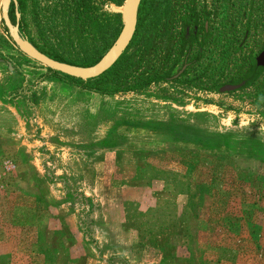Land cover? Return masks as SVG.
Listing matches in <instances>:
<instances>
[{"label": "rangeland", "instance_id": "1", "mask_svg": "<svg viewBox=\"0 0 264 264\" xmlns=\"http://www.w3.org/2000/svg\"><path fill=\"white\" fill-rule=\"evenodd\" d=\"M186 1L155 0L148 24ZM57 2L24 0L25 36L39 47L52 45ZM196 2L218 11L208 58L181 84L103 94L24 54L0 0V264H264V77L215 93L199 76L215 60L225 83L245 54L259 55L264 0ZM250 2V35L236 51L229 16L241 36ZM152 29L130 52L160 42Z\"/></svg>", "mask_w": 264, "mask_h": 264}, {"label": "trees", "instance_id": "2", "mask_svg": "<svg viewBox=\"0 0 264 264\" xmlns=\"http://www.w3.org/2000/svg\"><path fill=\"white\" fill-rule=\"evenodd\" d=\"M124 1L125 0H102V2L97 0H58L53 8V20L51 21L50 27L47 28L49 31L47 38L51 39L52 45L49 48H42L34 42L33 43L42 52L56 60L81 66L94 65L113 46L123 27L121 14L107 10L103 11L102 5L107 3L123 5ZM196 1L197 0H187L181 5L175 3L172 4L171 7H165L164 13H168L165 20L161 25L158 24L159 20L153 22L152 29L151 22L148 24L147 21L150 19V15L154 11V8L160 7V3H156L155 0H142L139 9L137 30L133 40L123 55L109 70L98 77L88 80L71 77L65 74H63V77L89 90L103 94H113L120 91L140 90L149 87L153 83L167 81V76H171L173 69L184 59V56L191 57L188 61L190 65L192 64L191 67L194 68L196 63L204 56V51L200 47L186 50L188 49L186 47L187 44H190L188 36L192 35L195 37V27H198V33L199 31H205V21L209 20L211 15L216 12L209 11L206 6L199 9ZM18 2L19 11L21 13L20 31L25 35L26 33L22 21L24 0H18ZM253 6V2L245 4L242 10L243 12L240 13L242 17H247L241 36L237 28V17L233 14L229 16L228 26L233 32L232 40L235 41L236 51L243 50L246 46L252 26ZM49 9L51 8L49 7ZM10 17L12 21L16 23L17 16L14 2L11 4ZM177 24H179V27ZM144 27L156 30L152 35L156 37L159 36L160 42L156 43L147 39L143 42L141 47L130 52L132 44L139 36L140 29ZM187 28H191L188 34ZM175 31L181 43L178 50H175V44L171 42L166 43L162 40L165 33L167 34L170 32L171 35ZM221 33L222 32L219 31V39H221ZM209 34L211 35V33ZM194 39L198 40L197 37ZM262 50H264V38ZM174 52L176 53V57L171 58ZM244 57L246 63L241 66L239 70L240 77L235 81L236 83H242V88L254 86L259 81L263 80L264 77V66L258 64V55H253L251 53L248 55L245 54ZM171 61L172 65L169 64ZM141 67L142 69L140 70ZM49 70L56 75L60 73L51 69ZM221 73H223V70ZM179 82H181V80ZM224 85V83H220V88ZM175 174L178 177L181 176L178 173ZM170 183L169 181V185H176L174 182V184ZM190 187L191 185L187 183L185 191ZM42 253L45 257H50L54 255L55 250L44 249ZM68 260L72 263L77 261V259H71V257Z\"/></svg>", "mask_w": 264, "mask_h": 264}, {"label": "water", "instance_id": "3", "mask_svg": "<svg viewBox=\"0 0 264 264\" xmlns=\"http://www.w3.org/2000/svg\"><path fill=\"white\" fill-rule=\"evenodd\" d=\"M12 2H14L16 9V23H14L10 17ZM141 2L142 0H125L121 8H113L115 13L121 14L123 27L113 46L97 63L91 66H81L56 60L42 52L27 36L22 34L20 31L21 13L19 11L18 0H1L2 19L12 41L24 54L51 70L71 77L88 80L98 77L109 70L126 51L137 30ZM257 62L259 65L264 66V50L258 56ZM237 87L239 86L227 85L222 87L221 91H228Z\"/></svg>", "mask_w": 264, "mask_h": 264}, {"label": "flooded vegetation", "instance_id": "4", "mask_svg": "<svg viewBox=\"0 0 264 264\" xmlns=\"http://www.w3.org/2000/svg\"><path fill=\"white\" fill-rule=\"evenodd\" d=\"M215 11L216 10H213V12H215ZM216 14H218V11H216L215 14L213 13L211 15V17L216 16ZM211 17L209 18V20L205 21V27H206L205 31H199V33H198V31H197L198 27H195V31H194L195 32V37H197L198 40L194 39L195 37L192 36V35L188 36L189 39H190L191 46L188 43L187 46H186L188 49H186V50L197 49V48L200 47L204 51V56L198 62H200L203 58H208L209 49H211V46L216 45L218 43V41H219V31L216 30V28L214 27V24H213V21H212ZM190 29L191 28H187V34L190 32ZM209 33H211V35ZM167 42H171V43L175 44V50L176 49L178 50L179 47L181 46L180 39L177 37V32L176 31L173 34H171V35H170V32L167 33V35H166V43ZM201 44H203V45H201ZM262 52H263V50L259 53V55ZM172 55H171V58L176 57V53L175 52ZM183 58L184 59L180 63H178V65L173 69L171 76H167V81H164L165 83L166 82H171V83H176V84L179 83V84H181L183 82L181 80L182 77L186 76L187 73L192 69V67H191L192 64L190 65V62L188 61V60L191 59V57L190 56L189 57L184 56ZM169 64L172 65V61L169 62ZM210 69H212L211 74L209 73ZM217 73H218V69H217V66H215V60H212V63L210 64V62H209L207 64L206 69L204 70V72H202V74H200L199 76H203L204 77V75H206V76L208 75L207 76L208 79L211 78V77L213 78V82H212V87L211 88H212V90H214L215 93H219L221 91V88L224 87V86H227V85L239 86V87H237L235 89L228 90V91H238L239 89H243L242 88V83H239V82L236 83L235 82L236 80H238V77H240L239 74H238L237 77L231 78V80L226 81L224 83L225 85L220 88V83H219V80H218ZM180 80H181V82H179ZM228 91H225V92H228Z\"/></svg>", "mask_w": 264, "mask_h": 264}, {"label": "crops", "instance_id": "5", "mask_svg": "<svg viewBox=\"0 0 264 264\" xmlns=\"http://www.w3.org/2000/svg\"><path fill=\"white\" fill-rule=\"evenodd\" d=\"M215 131H218V132H220L221 131V129L220 128H216V130Z\"/></svg>", "mask_w": 264, "mask_h": 264}]
</instances>
